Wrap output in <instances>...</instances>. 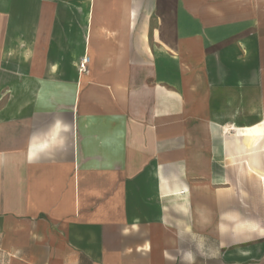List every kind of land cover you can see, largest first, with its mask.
<instances>
[{
  "label": "crops",
  "instance_id": "crops-1",
  "mask_svg": "<svg viewBox=\"0 0 264 264\" xmlns=\"http://www.w3.org/2000/svg\"><path fill=\"white\" fill-rule=\"evenodd\" d=\"M58 1L10 13L0 264H264V9Z\"/></svg>",
  "mask_w": 264,
  "mask_h": 264
},
{
  "label": "rangeland",
  "instance_id": "rangeland-1",
  "mask_svg": "<svg viewBox=\"0 0 264 264\" xmlns=\"http://www.w3.org/2000/svg\"><path fill=\"white\" fill-rule=\"evenodd\" d=\"M239 8H243L244 11L250 12L252 3H258L259 9H264V0H236ZM180 3L189 4L193 7V11L200 15L202 12L204 0H179ZM75 4V3H73ZM77 6H87V1H76ZM59 6L58 0H0V59H3V63H0V69L2 67H10V59H12L13 53L17 51H33L34 48H26L28 44L26 42L28 35L33 36V29L31 33H27V26L22 24L21 20L26 21L25 16H10L11 9L19 11H26L28 8H52ZM41 18V17H40ZM40 29V28H39ZM246 33H244L245 35ZM33 38V37H32ZM18 41V42H17ZM86 55H83L80 59H83ZM81 61V60H80ZM7 62V63H6ZM80 63V62H79ZM79 65V64H78Z\"/></svg>",
  "mask_w": 264,
  "mask_h": 264
},
{
  "label": "built area",
  "instance_id": "built-area-1",
  "mask_svg": "<svg viewBox=\"0 0 264 264\" xmlns=\"http://www.w3.org/2000/svg\"><path fill=\"white\" fill-rule=\"evenodd\" d=\"M87 61H88L87 57H84L83 59H81L79 63V71H85Z\"/></svg>",
  "mask_w": 264,
  "mask_h": 264
}]
</instances>
